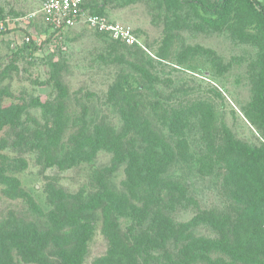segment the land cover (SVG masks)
<instances>
[{
  "label": "trees",
  "instance_id": "1",
  "mask_svg": "<svg viewBox=\"0 0 264 264\" xmlns=\"http://www.w3.org/2000/svg\"><path fill=\"white\" fill-rule=\"evenodd\" d=\"M251 1L264 10L259 0ZM85 3L91 12L105 15ZM223 4L215 3L213 12ZM3 19L0 15V22ZM104 35L140 50L132 60L114 57L131 69H120L109 85L104 110L82 104L80 114L71 115L67 101L59 98L39 104V119L30 114V104L0 102V186L6 196L24 199L27 205L24 213L0 218V264H16V256L27 264H215L212 253L219 249L235 259L252 256L258 248L256 234L264 236V155L236 147L226 159L221 138V169L243 180L224 188L236 201L223 208H198L191 220L177 221L174 214L189 203L190 183L175 170L176 163L190 158L199 163L193 172L208 176L214 161L195 159V153L188 152L185 128L192 120L184 119L181 110L170 116L140 45ZM29 41L25 48H37ZM102 151L111 155L108 164H97ZM27 152L60 171L88 166V181L76 191L49 181L44 209L16 176L26 166ZM241 156L252 161L238 162ZM120 167L125 179L117 187L112 177ZM122 219L130 222L125 225ZM200 223L219 237L197 235L194 227ZM99 224L106 250L88 261Z\"/></svg>",
  "mask_w": 264,
  "mask_h": 264
},
{
  "label": "rangeland",
  "instance_id": "2",
  "mask_svg": "<svg viewBox=\"0 0 264 264\" xmlns=\"http://www.w3.org/2000/svg\"><path fill=\"white\" fill-rule=\"evenodd\" d=\"M44 1L0 0V15L4 17L0 22V102L30 104V114L39 119L42 115L39 104L59 98L67 101L71 115H79L82 104L104 110L109 85L120 69H131L127 64L115 62L114 57L132 60L130 57L140 50L115 44L88 25L54 31L40 17L29 18ZM219 1L224 4L214 13L212 7ZM259 1L264 5V0ZM87 3L134 29L147 68L155 78L154 87L162 93L170 116L181 110L184 119L192 120L185 128L188 152L195 153V159L209 157L214 161V170L208 176L194 173L192 169L199 163L196 166L190 158L176 163L175 170L190 183V199L185 208L174 214L175 219L186 222L198 208H223L236 201L234 194L224 188H229L231 181L234 184L243 180L221 169L225 164L219 154L225 149L226 159L233 157L234 148L239 147L247 153L264 155V10L251 0H87ZM29 40L37 48H25ZM110 116L118 115L110 112ZM221 138H224L222 150L217 148ZM23 156L26 166L16 176L44 209H48L49 181H57L69 191H76L88 181V166L60 171L45 167L34 153ZM110 157L109 153L100 152L97 164H108ZM237 161L252 160L241 156ZM124 179V167H120L112 181L118 187ZM2 188L0 218L10 212H26L25 200L6 196ZM129 222L122 219L125 225ZM194 232L219 237L206 223L195 225ZM255 241L258 248L252 256L235 259L219 249L212 253L214 263L264 264V236L256 234ZM106 246L99 224L87 260L104 253ZM16 264L27 263L16 256Z\"/></svg>",
  "mask_w": 264,
  "mask_h": 264
},
{
  "label": "built area",
  "instance_id": "3",
  "mask_svg": "<svg viewBox=\"0 0 264 264\" xmlns=\"http://www.w3.org/2000/svg\"><path fill=\"white\" fill-rule=\"evenodd\" d=\"M36 17H40L44 24L54 31L88 25L126 45L141 46L131 26L91 12L85 0H45L38 11L29 15L32 19Z\"/></svg>",
  "mask_w": 264,
  "mask_h": 264
}]
</instances>
